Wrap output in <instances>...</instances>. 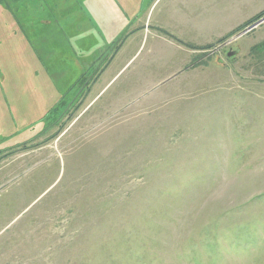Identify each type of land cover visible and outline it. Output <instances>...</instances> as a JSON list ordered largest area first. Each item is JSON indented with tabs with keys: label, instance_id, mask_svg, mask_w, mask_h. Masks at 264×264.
I'll return each mask as SVG.
<instances>
[{
	"label": "rangeland",
	"instance_id": "1",
	"mask_svg": "<svg viewBox=\"0 0 264 264\" xmlns=\"http://www.w3.org/2000/svg\"><path fill=\"white\" fill-rule=\"evenodd\" d=\"M115 1L142 31L71 87L0 0V264H264V9L198 58L155 42L171 0Z\"/></svg>",
	"mask_w": 264,
	"mask_h": 264
},
{
	"label": "crops",
	"instance_id": "2",
	"mask_svg": "<svg viewBox=\"0 0 264 264\" xmlns=\"http://www.w3.org/2000/svg\"><path fill=\"white\" fill-rule=\"evenodd\" d=\"M37 1V7L33 12L45 13L48 10L50 15L39 14L35 22L32 18L28 19L25 13V20L21 26L32 28V31L26 29L30 35L27 38L32 41V49L36 51L40 63L44 67L50 69L52 67V70L60 67L61 71L57 72L60 76L71 75L72 78H68L72 81L71 87L84 80L85 75L108 53L105 70L98 75L95 74V85L122 52L124 46L136 40V36L144 27L135 10L136 13H132L128 20V23L134 21V27L129 23L125 28L116 29L122 14L117 10V7H121L120 3L115 0L110 2L116 11L106 10L100 0H80V6L77 5L75 11L68 12L59 4L63 3V0ZM25 3L26 0H22L23 6ZM258 5L259 0H243L236 4L231 0H221L219 3L217 0H171L161 9L162 14L155 20L157 27L155 42L188 48L193 55L197 53L199 58L202 51L212 49L218 43L225 41L234 31L264 9L262 4ZM152 6V3L147 4L148 13ZM164 14L169 20L164 19ZM53 22L56 23L55 27H52ZM44 27L46 29H42ZM56 33L59 36L54 43L51 35ZM118 41H120L119 46H115ZM25 46L27 47L28 44ZM42 57L45 60H42ZM33 60L40 65L35 58ZM50 73L54 75L52 71ZM50 80L55 83L61 82L56 76L51 77Z\"/></svg>",
	"mask_w": 264,
	"mask_h": 264
},
{
	"label": "built area",
	"instance_id": "3",
	"mask_svg": "<svg viewBox=\"0 0 264 264\" xmlns=\"http://www.w3.org/2000/svg\"><path fill=\"white\" fill-rule=\"evenodd\" d=\"M262 21H264V18H263L261 21L257 22L255 25H253V26H251V27H248V28H247L244 32H242L240 35L249 32L250 30H252L253 28H255L256 25L260 24ZM228 42H229V41H228ZM226 43H227V41L224 43V45H225ZM224 45H223V46H224ZM223 46L220 45L219 47L222 48Z\"/></svg>",
	"mask_w": 264,
	"mask_h": 264
},
{
	"label": "water",
	"instance_id": "4",
	"mask_svg": "<svg viewBox=\"0 0 264 264\" xmlns=\"http://www.w3.org/2000/svg\"><path fill=\"white\" fill-rule=\"evenodd\" d=\"M234 54V51L229 52V56H232Z\"/></svg>",
	"mask_w": 264,
	"mask_h": 264
},
{
	"label": "trees",
	"instance_id": "5",
	"mask_svg": "<svg viewBox=\"0 0 264 264\" xmlns=\"http://www.w3.org/2000/svg\"><path fill=\"white\" fill-rule=\"evenodd\" d=\"M248 22H249V21H248ZM248 22H247V23H248ZM247 23H246V24H247ZM244 25H245V24H244ZM244 25H242V26H241V27H239V28H242ZM239 28H238V29H239Z\"/></svg>",
	"mask_w": 264,
	"mask_h": 264
}]
</instances>
